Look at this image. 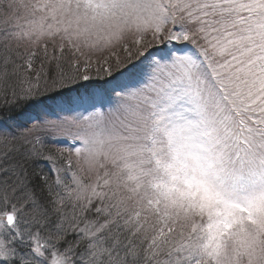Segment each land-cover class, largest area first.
<instances>
[{
    "label": "snow or ice",
    "instance_id": "1",
    "mask_svg": "<svg viewBox=\"0 0 264 264\" xmlns=\"http://www.w3.org/2000/svg\"><path fill=\"white\" fill-rule=\"evenodd\" d=\"M0 264H264V0H0Z\"/></svg>",
    "mask_w": 264,
    "mask_h": 264
},
{
    "label": "rangeland",
    "instance_id": "2",
    "mask_svg": "<svg viewBox=\"0 0 264 264\" xmlns=\"http://www.w3.org/2000/svg\"><path fill=\"white\" fill-rule=\"evenodd\" d=\"M99 55H107V53L99 54ZM121 56H123L122 53H120ZM95 60V56L93 58ZM55 118V117H53ZM75 129H66L62 132H56V133H46L44 134V138L46 140H49L54 146V150L56 151V148L60 147H67V148H73L80 146L79 144H74L72 141V135L75 133ZM66 141V142H65ZM61 161L59 159L54 160L51 162L50 167L52 170L59 167ZM53 172V171H52Z\"/></svg>",
    "mask_w": 264,
    "mask_h": 264
},
{
    "label": "trees",
    "instance_id": "3",
    "mask_svg": "<svg viewBox=\"0 0 264 264\" xmlns=\"http://www.w3.org/2000/svg\"><path fill=\"white\" fill-rule=\"evenodd\" d=\"M44 141H45V145H46V147L44 148L45 153H48L49 150H51V154L54 155L55 154V150H54V147H53L54 145L49 140H46L45 138H44ZM59 164L61 166V163H59ZM50 169H51V167H50L49 164H44L43 165L44 173L47 174L49 177H51L52 180H55V176H54L52 170H50Z\"/></svg>",
    "mask_w": 264,
    "mask_h": 264
}]
</instances>
